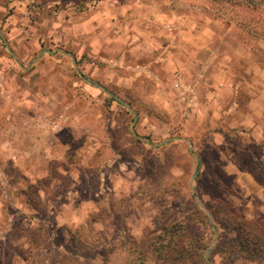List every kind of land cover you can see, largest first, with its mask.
Masks as SVG:
<instances>
[{
	"label": "rangeland",
	"instance_id": "1",
	"mask_svg": "<svg viewBox=\"0 0 264 264\" xmlns=\"http://www.w3.org/2000/svg\"><path fill=\"white\" fill-rule=\"evenodd\" d=\"M236 15L223 0H0L16 55L0 37V264H160L150 240L198 203L192 181L204 207L264 224V144L240 124L264 117V37ZM179 33L209 34L191 77L157 62ZM55 49L82 75L41 55Z\"/></svg>",
	"mask_w": 264,
	"mask_h": 264
},
{
	"label": "trees",
	"instance_id": "2",
	"mask_svg": "<svg viewBox=\"0 0 264 264\" xmlns=\"http://www.w3.org/2000/svg\"><path fill=\"white\" fill-rule=\"evenodd\" d=\"M223 1L235 7L239 26L264 37V0ZM111 101L115 100L111 98ZM204 205L212 215L213 225L206 212L191 198L182 219L150 240L160 264H207L205 254L214 240V225L225 234H219L213 247V264H264V224L246 219L231 201ZM233 233H240L238 240L228 236ZM62 254L68 256L71 253L64 251ZM139 256L133 260L134 264L145 263L144 257Z\"/></svg>",
	"mask_w": 264,
	"mask_h": 264
},
{
	"label": "crops",
	"instance_id": "3",
	"mask_svg": "<svg viewBox=\"0 0 264 264\" xmlns=\"http://www.w3.org/2000/svg\"><path fill=\"white\" fill-rule=\"evenodd\" d=\"M185 24L186 22H184V26ZM181 33L172 35L166 41H162L161 45L158 44L159 42L157 41L156 37L155 38L151 37L152 39H150L147 45L149 44V49L151 51L154 45L161 46V49L158 50L159 57H158L157 62H163L162 67L167 65L170 69H173L175 73H177L178 71H181L180 75L191 77L192 71H191V68H189V63H193L194 58H196V55H200L201 53L202 55L208 54L207 52L210 50L209 48L210 46L208 43L209 34L204 33L201 35V37L192 38L191 37L192 34L190 33H185L184 35H181ZM0 37L4 41L7 49L10 48V50L9 49L8 50L12 54L13 52L12 48L3 36L1 25H0ZM48 51H53L54 53L53 54L43 53V51L42 53L54 55L56 53L64 52L60 49L48 50ZM42 53L41 55H43ZM70 55H67V56H70ZM14 58L16 59V55ZM201 59L198 60L197 64H199V61ZM149 66L151 65L146 66L145 69L147 68L146 70H148ZM217 94L218 93H216L215 95H211L212 97L210 100L212 101L215 99L218 100ZM259 114L261 115L262 113H258L257 111H254L252 115L249 114L248 116L244 118L245 120H242L240 122V124L243 123L245 128L249 129L251 138L256 145L264 144V117L263 116L259 117Z\"/></svg>",
	"mask_w": 264,
	"mask_h": 264
},
{
	"label": "water",
	"instance_id": "4",
	"mask_svg": "<svg viewBox=\"0 0 264 264\" xmlns=\"http://www.w3.org/2000/svg\"><path fill=\"white\" fill-rule=\"evenodd\" d=\"M2 35V34H1ZM9 50H10V48H8ZM43 53H51V54H53L54 52L53 51H48V50H45V51H43ZM42 53V54H43ZM64 54H66V55H70L69 53H66V52H63ZM12 55L15 57V55H14V53L12 52ZM72 58H73V61H74V65H75V67L77 68V70H78V73L80 74V75H82V72L78 69V63H77V61H76V57L75 56H73V55H70ZM39 58V57H38ZM91 84H94L95 86H97V87H99V88H101L103 91H105V92H107L108 94H110V95H112V96H114L106 87H104L103 85H101V84H99V83H96V82H94V81H89ZM116 99H118L117 97H116ZM125 107H127L128 108V110L134 115V121H133V124H132V131H133V133H134V135L138 138V139H140V140H145L143 137H141L136 131H135V125H136V123H137V120H138V114L132 109V107L130 106V105H128L126 102H124V101H122V100H120V99H118ZM176 139L175 138H170V139H168L167 141H165V142H162V143H160V144H158V145H156V144H153V143H150V142H147L149 145H151L152 147H154V148H157V147H159V146H162V145H164V144H167V143H170V142H172V141H175ZM189 143H190V152L198 159V157L196 156V154L194 153V151L192 150V143L189 141ZM196 178V174L194 175V177H193V180ZM191 188H192V190H193V194H194V196L196 197V200H197V202H198V204L200 205V207L202 208V209H204V211L207 213V215H208V218H209V220H210V222L212 223V225H213V218H212V215H211V213L209 212V211H207L206 210V208L202 205V203L200 202V200L197 198V196H196V191H195V188H194V185H193V181H192V183H191ZM214 227V240H213V242H212V244H211V246L207 249V251H206V254H205V259H206V262H207V264H213L212 263V261H211V253H212V250H213V247H214V245L216 244V242L218 241V230H217V228L215 227V226H213Z\"/></svg>",
	"mask_w": 264,
	"mask_h": 264
}]
</instances>
